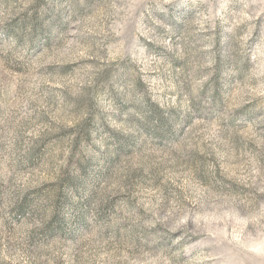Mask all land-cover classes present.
<instances>
[{
	"label": "rangeland",
	"instance_id": "obj_1",
	"mask_svg": "<svg viewBox=\"0 0 264 264\" xmlns=\"http://www.w3.org/2000/svg\"><path fill=\"white\" fill-rule=\"evenodd\" d=\"M0 264H264V0H0Z\"/></svg>",
	"mask_w": 264,
	"mask_h": 264
}]
</instances>
